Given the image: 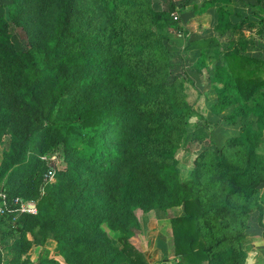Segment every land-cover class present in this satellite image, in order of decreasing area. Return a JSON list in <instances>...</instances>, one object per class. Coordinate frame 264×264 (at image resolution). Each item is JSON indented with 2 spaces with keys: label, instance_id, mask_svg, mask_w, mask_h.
<instances>
[{
  "label": "trees",
  "instance_id": "16d2710c",
  "mask_svg": "<svg viewBox=\"0 0 264 264\" xmlns=\"http://www.w3.org/2000/svg\"><path fill=\"white\" fill-rule=\"evenodd\" d=\"M26 1L9 0L5 14H0V70L11 85L7 94L0 88V125L4 129L15 117L10 138L19 140L18 149L11 144L2 154L0 178L7 171L15 182L32 175L40 159L23 161L24 152L50 134L60 143L63 159L62 167L53 171V181H45L33 199L14 187L1 188L10 212L0 217V236L18 232L17 224L30 217L37 226L32 244L55 241V250L67 264H146L129 241L136 223L131 205L160 210L180 205L182 213L169 220L173 256L178 258L174 264H245L244 231L264 182V156L257 152L264 132V60L243 53L246 39L233 44L231 38L226 50L215 51L211 110L229 108L222 118L226 124H238V132L221 147L203 137L198 138L204 142L198 150L186 147L183 157L189 158L191 169L180 182L174 154L184 132L180 123L190 112L183 85L176 76L167 78L165 70L160 79L139 69L145 52L164 67L157 34L147 28L134 34L128 46L122 29L111 40L103 18L94 30L97 1L51 0L55 9L42 37L29 36L31 48L16 49L11 22L18 20L31 30L22 15ZM122 1L105 0L108 12ZM215 1L231 0L204 1L200 11ZM170 7L149 12L158 30L170 23ZM227 17L226 9L218 7L220 32L249 31L254 25L245 18L231 25ZM204 62L199 60L198 71ZM12 98L19 99L26 112L17 113ZM56 105L66 110L57 115ZM33 112L35 119L28 116ZM14 198L32 201L34 212H19ZM7 219L15 227L5 232ZM101 225L120 234L118 245L109 242ZM86 239L90 254L75 257L74 244ZM94 239L99 242H91ZM34 264L60 263L43 258Z\"/></svg>",
  "mask_w": 264,
  "mask_h": 264
},
{
  "label": "rangeland",
  "instance_id": "374dc122",
  "mask_svg": "<svg viewBox=\"0 0 264 264\" xmlns=\"http://www.w3.org/2000/svg\"><path fill=\"white\" fill-rule=\"evenodd\" d=\"M37 1L27 0L24 4L25 9L22 11V15L27 17L26 22H30L31 30L23 28L18 20L11 22V42L16 49L31 48L29 36L33 40L41 38L49 26L48 21L54 12L55 5L51 0ZM95 1H97L98 7L94 10L92 18L94 30L97 29L99 19L103 18L105 22L103 28L111 31V40L116 37V31L122 29L124 42L128 46L134 42V34L139 35L147 28L154 31L157 34L156 41H159L164 49V67L145 52L139 61V69L147 75L152 73L155 78L160 79L165 70L169 72L167 78L171 79L172 76H176L183 85V99L187 102L190 112L189 116L180 123L184 132L174 154L177 178L182 182L188 178L191 169L189 158L183 157L186 147H189L192 152L201 148L204 142L199 140V137L209 138L214 145L221 147L227 137L235 134L234 129L238 127V124H226L222 118L229 108L221 112L211 110V105L215 102V94L210 78L214 69V61L218 58L215 51L226 50L231 38L235 44L239 39L250 40L254 35L264 33V0H240L242 6L245 7V12L237 7L232 9V3H230L231 13L227 18L231 25H236L242 18H245L246 22L248 20L254 23L248 32L232 30L231 33L228 30H225L224 33L217 30V8L225 6V3L217 1L213 6L200 11L203 2L208 0H123L109 12L105 0ZM7 2L9 0H0V14H5L4 6ZM169 7L167 16L170 23L158 30L149 12L167 10ZM246 14L253 15L255 19L253 21L248 19ZM108 16H113V19L107 20ZM160 22L165 24L162 20ZM227 33L230 34L229 39H227ZM201 58L205 60V64L198 71L196 68L199 67ZM167 63H171L173 66L168 67ZM161 67L164 68L162 72ZM0 84L1 92L7 94L11 85L4 78L2 69L0 70ZM79 102H86V100L79 99ZM12 106L17 113L26 112L24 105L17 98H12ZM54 110L57 115H61L66 109L65 107L59 109V105H56ZM28 116L36 118L34 112ZM15 122L16 118L13 117L4 129L0 125V160L2 154L11 144L14 150L18 149V138L16 136L10 138V134L15 128ZM257 152L264 156V135L257 147ZM62 154L60 143L54 135H47L43 139L37 138L36 142L27 146L23 161H29L32 164L30 159L32 156H36L40 159L38 168L32 175L16 182L8 176L9 171H7L0 178V190L11 186L28 200L35 198L40 193L41 186L45 181H53L54 169L62 167ZM17 165L18 163L12 168ZM27 202L33 203L32 201ZM131 207L136 217V223L131 225L132 236L129 241L141 252L145 263L174 264L178 258L173 256L169 220L182 213L181 206L168 207L163 210L143 209L141 205H131ZM7 208L8 211L5 213L10 212L9 205ZM251 208L247 224H253L254 229L257 228L259 236L264 240V182L259 185L258 196ZM258 214L260 219H258ZM12 225V221L5 220L3 222V228L7 229L5 232L15 227ZM101 226L109 242L118 245L117 237L120 234ZM36 227V222L28 217L17 224L18 232L0 236V264H9L11 260L18 264L27 261L35 263L43 258H52L60 264H67L55 250V241L46 240L41 245L32 244V235L36 231ZM28 241L29 244H27ZM87 241L88 239L81 240L74 244L72 252L75 257L79 258L90 254L91 248ZM91 242H99V239L91 240ZM243 242L242 247H244ZM245 264H253L247 256Z\"/></svg>",
  "mask_w": 264,
  "mask_h": 264
},
{
  "label": "crops",
  "instance_id": "0c3cea01",
  "mask_svg": "<svg viewBox=\"0 0 264 264\" xmlns=\"http://www.w3.org/2000/svg\"><path fill=\"white\" fill-rule=\"evenodd\" d=\"M230 3H232L231 4L232 9L233 7H237L241 11L243 10L244 12L246 11L245 7H243L242 4L240 3V0H231L229 3H226L225 6H223L226 9V11L229 13L228 16H230L231 13L230 12L231 10L229 9ZM241 14H243V12ZM247 18L252 21L253 19H255L253 15H247ZM242 31L248 32L247 30L244 29ZM243 53L247 56L264 60V33L261 35H254L250 40H247ZM237 132H238V127L234 129V133L236 134ZM254 227L255 226L253 224H248L247 229H245L244 232L245 239L243 242V246H244L243 249L246 252L247 258L253 264L254 263L264 264V240L259 236L257 232V228L254 229ZM25 264H34V263L27 261Z\"/></svg>",
  "mask_w": 264,
  "mask_h": 264
},
{
  "label": "built area",
  "instance_id": "2783aa9c",
  "mask_svg": "<svg viewBox=\"0 0 264 264\" xmlns=\"http://www.w3.org/2000/svg\"><path fill=\"white\" fill-rule=\"evenodd\" d=\"M5 194L0 190V217L8 211V204L5 199ZM12 204H18L17 210L19 212H29L33 213L34 212V205L33 203L30 202H20L18 198H14L12 200Z\"/></svg>",
  "mask_w": 264,
  "mask_h": 264
}]
</instances>
